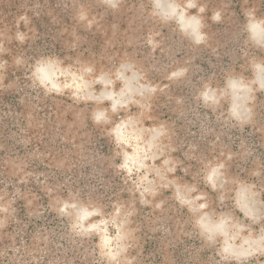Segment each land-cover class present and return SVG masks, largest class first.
Masks as SVG:
<instances>
[{"label": "rangeland", "instance_id": "rangeland-1", "mask_svg": "<svg viewBox=\"0 0 264 264\" xmlns=\"http://www.w3.org/2000/svg\"><path fill=\"white\" fill-rule=\"evenodd\" d=\"M0 264H264V0H0Z\"/></svg>", "mask_w": 264, "mask_h": 264}, {"label": "bare ground", "instance_id": "bare-ground-1", "mask_svg": "<svg viewBox=\"0 0 264 264\" xmlns=\"http://www.w3.org/2000/svg\"><path fill=\"white\" fill-rule=\"evenodd\" d=\"M183 21L185 23L184 25L191 27V30H195L196 29V24L194 23V21L192 22L189 19H183ZM253 26H254L253 29L255 30V33L256 34H261L259 26L258 25H253ZM236 96H237L236 99H239L240 96H238V95H236ZM236 101H237V103L240 102L239 100H236ZM237 105L238 104H235V106H237Z\"/></svg>", "mask_w": 264, "mask_h": 264}]
</instances>
